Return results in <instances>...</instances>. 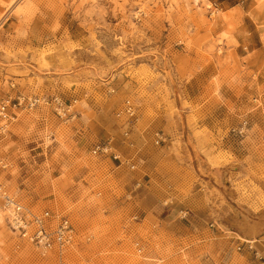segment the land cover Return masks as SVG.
I'll return each instance as SVG.
<instances>
[{
    "label": "rangeland",
    "instance_id": "1",
    "mask_svg": "<svg viewBox=\"0 0 264 264\" xmlns=\"http://www.w3.org/2000/svg\"><path fill=\"white\" fill-rule=\"evenodd\" d=\"M18 95L47 101L13 111L31 131L46 119L43 166L71 167L39 200L0 184L72 222L64 264H207L220 242L227 264H264V236L231 233L264 218V0H0V106ZM105 142L126 163L91 154ZM3 218L0 264H60Z\"/></svg>",
    "mask_w": 264,
    "mask_h": 264
},
{
    "label": "crops",
    "instance_id": "2",
    "mask_svg": "<svg viewBox=\"0 0 264 264\" xmlns=\"http://www.w3.org/2000/svg\"><path fill=\"white\" fill-rule=\"evenodd\" d=\"M8 93H10V91ZM8 113L10 116V114L13 113V110L8 109ZM45 125L46 119L40 118L39 121H36V126L33 131H31L29 123L19 121L18 118L15 117L13 120L7 121L5 126L0 127V148L4 149L6 144H12L11 148L4 150L5 152L3 153V158L0 160L2 164L0 166V173L3 174V179L6 182L11 183V185L14 183L18 190L28 193V195L31 198H35V200H39L36 188L41 182H46L48 184L50 182V178L58 179L64 174V168L69 169L71 167V163L66 157H62L63 160H58L59 162L52 165L50 168H45L43 166L45 164V159L43 160L39 157H41L44 153L46 154L47 150L44 151L43 144L37 141V139L39 140V136H37V134L43 130ZM60 126L61 125H58V127ZM80 129L82 128H78L77 130L72 129V133L75 137H69L71 140L70 142L77 143H75L77 150H79L77 139H80V136L83 137L85 134H88L87 132H89L87 129H82L83 132H81ZM50 135L51 138H54L55 131L51 130ZM31 141H35V145H31L34 143ZM67 143H69V141ZM39 149H41V152L33 153L35 156H32V152ZM59 149L62 150L60 146H56L54 149H49L48 152L49 154L58 152V154L62 155L63 151H59ZM24 152L28 154L26 158H23ZM36 158L39 162L36 161ZM88 173L89 170L87 168L79 169L72 179L73 182L76 184L82 183ZM44 191V194L48 193V197L44 201L54 202L55 196L52 188L49 186V188ZM214 198V200H216V204L218 198ZM261 214H264V210H261ZM237 228L238 229L235 228V231H232L231 233L246 236L247 238H251L253 236H264V218L260 217V214L257 220H251L247 217H243L239 220V226H237ZM217 234L219 233H216L217 238L222 237L221 234ZM213 245L218 248H215L216 250L212 252V256L214 257L210 256L207 259V264H227V246L222 242Z\"/></svg>",
    "mask_w": 264,
    "mask_h": 264
},
{
    "label": "built area",
    "instance_id": "3",
    "mask_svg": "<svg viewBox=\"0 0 264 264\" xmlns=\"http://www.w3.org/2000/svg\"><path fill=\"white\" fill-rule=\"evenodd\" d=\"M47 102L40 98H26L18 95L13 100H6L0 106V119L5 122L15 118L14 113H8V109H35L39 103ZM55 105L60 110L64 109L60 100H54ZM123 113L132 117L134 110L129 103H126ZM12 116V117H11ZM124 136L128 134L125 132ZM162 140V136L157 135L156 143ZM95 157H109L114 161L126 163L121 160L119 154L114 151L110 142L96 144L91 151ZM131 168H133L131 166ZM1 212L5 217L7 225L18 237L32 244L42 254H53L58 257L60 264H64V255L67 249L73 244L76 230L72 222L66 216H58L49 211L30 212L15 196L10 195L3 184H0ZM236 251H246L253 254L254 258L261 260L259 252L254 246V242H244L236 247Z\"/></svg>",
    "mask_w": 264,
    "mask_h": 264
},
{
    "label": "bare ground",
    "instance_id": "4",
    "mask_svg": "<svg viewBox=\"0 0 264 264\" xmlns=\"http://www.w3.org/2000/svg\"><path fill=\"white\" fill-rule=\"evenodd\" d=\"M20 202V201H19ZM21 203V202H20ZM22 204V203H21ZM23 205V204H22ZM24 206V205H23ZM25 207V206H24ZM27 209V208H26ZM28 210V209H27ZM30 211V210H29ZM45 211H48V210H45ZM30 212H32V211H30ZM0 215H1V217H0V225H3V223H4V218H3V216H2V212H0ZM69 249V248H68ZM67 249V250H68ZM67 252V251H66Z\"/></svg>",
    "mask_w": 264,
    "mask_h": 264
}]
</instances>
